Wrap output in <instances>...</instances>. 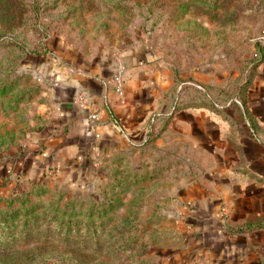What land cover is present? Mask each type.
Here are the masks:
<instances>
[{"label": "rangeland", "instance_id": "374dc122", "mask_svg": "<svg viewBox=\"0 0 264 264\" xmlns=\"http://www.w3.org/2000/svg\"><path fill=\"white\" fill-rule=\"evenodd\" d=\"M261 30L264 0H0V213L33 209L17 221L21 226L27 219V232L16 229L12 242H19L8 252L0 248V258L10 264H193L175 216L151 186V166L131 154L104 161L90 181L30 177L26 156L59 107L47 82L24 67L26 54L44 51L55 34L93 58L144 42L175 85L187 82L190 95L223 103L262 61ZM157 160L151 169L160 175Z\"/></svg>", "mask_w": 264, "mask_h": 264}, {"label": "crops", "instance_id": "0c3cea01", "mask_svg": "<svg viewBox=\"0 0 264 264\" xmlns=\"http://www.w3.org/2000/svg\"><path fill=\"white\" fill-rule=\"evenodd\" d=\"M259 43L264 48V39ZM51 45L53 53L33 61V70L59 108L26 156L30 177L90 181L101 163L129 153L151 166V186L174 213L193 264H264V57L229 101L212 107L182 88L187 82L175 85L144 42L98 58L62 39ZM117 64L125 67L123 104L111 82ZM77 94L87 99L83 110ZM92 111H100L94 125ZM157 158L160 175L151 169Z\"/></svg>", "mask_w": 264, "mask_h": 264}, {"label": "trees", "instance_id": "16d2710c", "mask_svg": "<svg viewBox=\"0 0 264 264\" xmlns=\"http://www.w3.org/2000/svg\"><path fill=\"white\" fill-rule=\"evenodd\" d=\"M52 36L44 42V44H43L44 45L43 46L44 51H42L41 53L39 51L37 53L33 52V53H28L25 55V57L23 59L24 67H29V68L33 69V68H35L33 61H35V65H36V61L39 57L48 58V56L53 53V48H52L51 42L55 38H57V39H60V38H59V35H56V34L52 35ZM198 96L201 97V99H204L206 102H208V104H210L212 107H216V104H218V105L222 104L221 102L215 100L209 94H207L206 96H204V95H198ZM11 157L12 158L14 157V153L11 154ZM47 179L48 178L45 176L40 181L43 182V181H46ZM30 211H33V209H31V210L28 209L29 213H30ZM28 212L21 213V210L19 212L17 209H14V210H11V211L6 212V213H4V212L0 213V226H2V229H3L2 232H4V234H5L7 231V233L4 235V237H2L3 239L6 238L7 241H2V239H0V248L3 250V252L10 251V250H8V249H10L9 247L12 248V247H14V244L19 242V241L16 242V240L14 242H12V238L15 237L16 229L21 228L22 231L27 232V228H26L27 219L22 220L21 226H20V224L17 225V221L20 222L22 216H25ZM18 215H19V217H17ZM0 263L1 264H10V261L0 258ZM13 264H15V262Z\"/></svg>", "mask_w": 264, "mask_h": 264}, {"label": "built area", "instance_id": "2783aa9c", "mask_svg": "<svg viewBox=\"0 0 264 264\" xmlns=\"http://www.w3.org/2000/svg\"><path fill=\"white\" fill-rule=\"evenodd\" d=\"M264 39V30H262L261 35L259 37H257V41L259 40H263ZM125 72V67L123 65L117 64L116 69L111 77V82H112V86H113V91L115 93V95L118 98V101L120 103H124L125 102V93H124V79H123V75ZM38 80L42 81V77L38 76ZM74 103L76 104V106L83 110L87 104V99L83 94H77L76 97L74 98ZM105 105H106V99H105ZM103 110H106L109 114H110V108L108 107V105H106V107H103ZM100 111H92L90 113H88L87 117H88V121L90 122V124L94 125L98 120H99V113ZM110 119L112 120V116L110 114ZM221 212L224 213V209H221ZM202 264H210L207 261H204V263Z\"/></svg>", "mask_w": 264, "mask_h": 264}, {"label": "water", "instance_id": "95a60500", "mask_svg": "<svg viewBox=\"0 0 264 264\" xmlns=\"http://www.w3.org/2000/svg\"><path fill=\"white\" fill-rule=\"evenodd\" d=\"M261 32H262V30L257 34L256 37H259V36L261 35ZM173 215H174V213H173ZM174 216H175V215H174Z\"/></svg>", "mask_w": 264, "mask_h": 264}]
</instances>
